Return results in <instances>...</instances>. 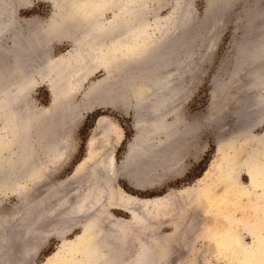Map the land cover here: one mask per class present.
Segmentation results:
<instances>
[{
  "label": "rangeland",
  "instance_id": "rangeland-1",
  "mask_svg": "<svg viewBox=\"0 0 264 264\" xmlns=\"http://www.w3.org/2000/svg\"><path fill=\"white\" fill-rule=\"evenodd\" d=\"M128 1L119 0L127 8L131 7ZM142 11L147 25L146 41L151 42V39L156 38L158 40L161 30L166 29L165 33L169 35L170 46L172 45L171 59L180 62L174 64L176 68L170 63L163 68L166 70H163L166 90L171 92L163 121L167 133H170L166 136L157 133L143 141L137 139V152L128 150L135 136L134 100L128 98L126 101L125 95L120 93L107 99L103 94H98V91H91L97 84L109 86L110 82L106 80L114 77L113 71L105 72L103 67H89L90 69H81L83 71L79 70L66 76L69 78L67 85L57 83L56 87L63 86L61 92L64 94L61 93V99L66 93L67 96L70 95L68 100L67 96L64 98L67 104L69 103V111L66 107L65 111L61 110L65 112L61 114L64 115V122L69 124L67 127L64 123L69 130L58 129L59 127L56 129L59 144H62L58 146H62L60 149L63 155L66 154V159L58 166L45 162L42 171L37 173L38 177L33 174L31 177H35L34 179L30 177L29 181H23L24 184H20L17 189L0 192L3 222L6 220L5 223L8 224L9 220L10 225L11 222L18 225L25 219L24 222L29 220L28 222L34 223L25 234L26 238L20 237L22 233L15 229L13 237L18 236L23 240L20 242L25 243L16 248L11 241L13 238L8 240L10 253L6 251L5 256L8 258L3 256L9 260L7 264H18L19 261L21 264H89L87 260H81L79 252L83 250V244L77 238L80 235L86 236L84 231L89 228L88 225L97 221L101 222L99 224L104 234L98 235L101 237L96 240L106 241L103 250L108 254L106 256L110 261L115 259V264H131L138 256L140 242L146 244L145 251L152 262L166 251L169 256L166 255L168 260H165L164 264H264V101H257L258 94L263 95L264 91L252 87L255 68L260 70L257 69L260 76H264V58L258 59L256 63L246 60L241 63L239 58V45L246 39L254 42L253 38L264 32V0H182L177 7L175 0H145ZM114 13L115 8L109 5L102 9L100 20L107 22ZM11 14L15 25L21 29L19 39L37 49L44 41L42 30L52 26L50 20L55 11L49 0H19L14 2ZM183 24L184 36H181L179 31ZM162 27L164 28L161 29ZM5 34L7 33L1 36L0 42L9 46L11 40L9 35ZM176 36L182 37L183 47L182 44L176 47ZM246 36H250L249 39ZM46 38L48 43L45 44L49 47L48 51L46 49L48 59L61 58L64 65L75 62L72 49L77 52L86 51L85 45L55 33ZM80 61L79 64L88 65L84 58L83 63ZM6 63L11 64L10 56L7 57ZM179 67H184V74L180 85H175L174 83L179 81L175 80L176 69ZM33 79V83L23 92L26 105L34 109L37 115L43 111L54 115L49 90L50 79L41 77L38 73ZM152 90L149 91L151 95L146 100L147 104L145 103L147 107L150 106L148 102L151 101L152 93H156L155 89ZM145 105L140 110L139 117L142 124L146 121L142 129L147 127L145 130L148 131L152 114L150 107L148 109ZM100 117L111 125L118 141L113 135L112 176H102L103 171L99 173V169V178H103L97 180L93 174L87 176L88 171L85 170L75 173V168L86 154L88 140ZM5 133L0 122V134ZM252 148H257V151H252ZM201 161L205 163L199 165ZM250 173L254 176L255 188L251 186ZM128 174L140 175L138 178L140 177L142 186H132L126 179ZM189 186L192 188L190 200L188 196L179 194L182 188ZM150 193L161 194L165 199L148 208L146 212L139 207V203ZM126 195L138 198L134 200L136 203L130 206L137 211L140 219L132 220L125 209L113 204L114 201L123 202ZM25 196L28 205H24L21 200ZM94 199H98V204L95 202L97 205L92 204ZM81 205L85 213L79 211ZM160 206L163 207V214ZM159 207L161 210L158 211ZM189 209L192 212L194 210L193 214ZM164 210H168L170 215L167 216ZM95 211L98 214L91 216ZM8 214L12 216L9 217ZM114 219L117 225L110 227L109 223H113ZM167 220L173 225L178 223L175 233ZM182 220L184 223L187 220V227ZM143 221H146L147 225ZM55 222L60 229L65 225L67 227L62 238L53 234L54 230H57ZM181 225L184 227L182 226L180 231L178 229ZM38 231L46 235L43 236ZM227 231L228 235L232 236H227ZM180 233L182 236H178ZM253 233L263 244L259 248L254 245ZM233 234L242 241L244 254L241 250L232 249L235 248L231 243ZM164 242H167L166 245ZM173 242L174 246L171 244ZM160 243H164L165 250ZM228 243L232 246H228ZM168 244H171V248L166 250ZM23 250L29 252L23 253ZM15 251L24 254L22 262L19 260L20 254Z\"/></svg>",
  "mask_w": 264,
  "mask_h": 264
},
{
  "label": "bare ground",
  "instance_id": "bare-ground-1",
  "mask_svg": "<svg viewBox=\"0 0 264 264\" xmlns=\"http://www.w3.org/2000/svg\"><path fill=\"white\" fill-rule=\"evenodd\" d=\"M17 1H19V0H16V1L15 0H0V39L4 33H7L9 35L8 38L11 40V45H9V46H4L0 42V122H1L2 131L5 130V132H6L4 135L0 134V192L7 190V189L10 190L11 188L17 189L19 187V185L23 183V181L25 182V180H26V182H27V180L33 174L37 175V173L39 171H42L41 168L43 167L45 162L46 163L49 162L51 164H54L55 166L57 164V166H58V164H61L62 162L65 161L66 154L63 155L62 149H60V147L62 148V146H58L59 135L57 133L58 131L56 132V129L59 127L58 129L62 128V130H64V128L66 129L69 126V124L67 125V123H66L67 121L64 122L65 118H63L64 115H62L61 112L65 114L64 108L66 107L65 109L66 110L68 109L67 107L69 106L68 105L69 103L67 104L66 100H68V97L70 95L67 96V93H66L63 97L65 98L67 96V99L66 100L64 98L61 99V93H63V92H61V90H63L62 89L63 86L62 87L61 86L56 87L55 85H57V83H59V82H62V84L60 83L61 85H67V83H68L67 80L69 78L67 79L66 76L68 77V75L70 73H73V72L76 73L81 69L86 70V68L90 69L89 67H94L93 69H95L96 67H103L105 72L113 71L114 77L111 80H106L107 82H110L111 86L109 84V86L103 87V86H100V84H97V85H94L93 88H91V91L96 90V91H98V94H100V93L103 94L104 96L107 97V99H108V97L113 98L117 95V93H120L121 95H123V94L125 95V96L124 95L123 96L125 97L126 101L128 98H132L134 100V103H135L134 104V109H135V116H134L135 136H134L132 142L130 143V145L128 147V150L130 152H134V151H136V148L137 149L139 148V147H135V142L137 139H140L143 141V140H147V139L151 138L152 136H154L157 133L162 134V135L164 134L165 136L170 133L169 132L170 128L168 130L169 133H167L166 125L164 124V121H163L164 113L167 110V107H168L167 105L169 103L170 96H171V92L166 90V81H165L166 78H165V75L163 74V70H164L163 68H164V66L169 65V63L173 64L172 66L176 68V66H174V64L178 61L174 62L171 59V57H172L171 55L173 53L172 52V45L170 46V39L168 38L169 35L167 36V32L165 33L166 29L161 30V33H160V36L158 37V40L156 38V40L151 39V42L146 41V38H147L146 37V26L147 25H146V21L144 20V17H143L144 12L142 11L143 6H145V0H129L128 3L131 5V7L129 6L128 8H127V6L124 7V5H122L119 2V0H49L52 4L53 8H54L55 15H53L54 17L50 20V22H52V26L48 29L42 30V33H44V41L42 42L40 40L42 42V44H40L39 41H37V43L40 44L37 49L30 47V45H28L27 42L23 43V41H21L23 39H19V36L21 34V29L19 27H17L18 25L17 26L15 25L13 14H11V10H12V7L14 5V2L17 3ZM158 2H159V0H158ZM181 2H182V0H175V7L180 5ZM109 5H111L112 7L115 8V13L113 14V16L111 17L110 20H108L107 22H102L100 20L101 11H102V9L106 8ZM188 13H190V12L188 11ZM185 17H187V15H185ZM255 18H256V16H255ZM185 20H184V22L187 21V20L186 21ZM188 22H190V20H188ZM180 23H182V21ZM183 26H184V24L182 25V28H180L181 25L179 27L181 32L178 30L179 33H181V36H184V33L182 32ZM263 27H262V29H264ZM163 28L164 27H162L161 29H163ZM211 28H212V26H211ZM51 29H52V31H51ZM51 33L52 34L55 33L57 35H61L64 38L71 39L73 42H75L77 44L85 45L84 47H86V51L77 52L76 49H74V50L72 49V53L74 52L73 55L75 56L74 57L75 62H72V63L69 62L65 65L63 63L64 61H62L61 58H58L56 60L48 59L49 57H47L48 54H46V49L48 51L49 47H46L45 43H48V42H47V40H45V38ZM7 34H5V35H7ZM32 35H31V37H32ZM249 37H247V38L249 39ZM253 39H255L254 42H252L253 40L251 41V40L246 39L241 44L238 43V44H240L239 45L240 46V49H239L240 50V57L239 58L241 59L240 60L241 63L244 60L249 61L250 63L251 62L256 63V61L258 59L264 58V54H263L264 53L263 52L264 51V32L262 31V33H260L258 36L256 35V37ZM37 43H36V45H38ZM19 44H20V46H19ZM181 44H182V37L176 36V39H175L176 47H178V46L180 47ZM31 45H32V43H31ZM35 46L33 45V47H35ZM183 46L184 45L182 44V47ZM81 50H82V48H81ZM8 56L11 57V64L10 65H8L6 63V59ZM83 58L87 62V64L90 66H88V65L86 66V64L83 66L82 64L78 63L79 60H81L80 62H82ZM66 61H65V63H66ZM182 62H181V64H182ZM262 62L264 63L263 59H262ZM178 63H180V62H178ZM239 65L240 64H238V66ZM257 66L258 65H255V67H257ZM255 67H252V68H255ZM260 67H261V65H260ZM177 69H176L177 78L175 80L178 79L179 81L177 80L178 83H174L175 85L181 83V79H182L183 74H184V67H179V69L178 70ZM257 69L258 68H255V71H254L255 75H254V78L252 81V87H253V89L256 87L257 89H260V90L262 89L264 91V76H260L259 75L260 70L258 69L259 70L258 71L259 74H258ZM83 70H81V71H83ZM164 71H166V70H164ZM36 73L41 75V77H45V76L48 77L51 81V82L49 81L50 82L49 90H50L51 95H52L51 106H52V108H54V111H55L54 115H51L50 113H46L45 111L40 112V115L39 114L37 115L36 111L34 109H32V108L30 109L26 105L27 103L24 100L25 98H23L24 97L23 92L30 84L33 83V80H34L33 76ZM167 86H168V84H167ZM177 86H176V88H177ZM152 89H155L154 91H156V93H152L151 101L148 102V103H150L149 104L150 106H148V107H150L152 118L150 120L151 122H148V123H150L149 129H148V131H146L145 129L147 127H144V129H142L143 126L146 125L145 124L146 121L143 122V124H144L143 125L142 121L139 117V114L141 113L140 110H142V107H144L143 105H145V103L147 102L146 100L149 99V96L151 95L149 93V91L150 90L153 91ZM66 90H68V89H66ZM111 95L113 97H111ZM258 97L259 98L257 99V101H259V103H262L264 101V93H263V95L258 94ZM102 99L103 98H101V100ZM61 110H64V111H61ZM67 111H69V110H67ZM149 117H151V116H149ZM66 118H67V116H66ZM145 119L146 118H144V120ZM64 123H66L67 127L65 126ZM63 125L65 127H63ZM67 129L69 130V128H67ZM113 130L114 129H112L111 125H108L105 122V119L103 117H100L96 121L95 126L93 128V131L91 133V136H90L88 143H87L86 154H85L84 158L82 159V161L75 168V173L85 170V172L86 171L89 172V173L87 172V176L90 174H93L97 178V180L103 178V177L99 178V173L102 171H103V173L105 172L104 174L101 173L102 176L103 175L106 177L112 176V173L114 172L113 161L111 159V146L113 144L112 136L114 135V137H116ZM143 130H145V131H143ZM66 132L63 131V133H66ZM60 135H61V133H60ZM61 136H63V135H61ZM32 138H34V139H32ZM116 139L118 141V137H116ZM59 145H62V144H59ZM255 146H257V145H255ZM256 149L257 148H252V151H257ZM155 151H156V149H155ZM136 152H134V153H136ZM140 153H141V151H140ZM174 159H172V160H174ZM145 167H147V166H145ZM99 169H100V171H99ZM52 171H53V169H52ZM98 171H99V173H98ZM43 173H44V171H43ZM75 173H74V175H75ZM138 176H140V175H138ZM138 176L128 174V175H126V179L128 180L129 183H131L132 186L140 188L142 186V183L139 181L140 177L138 178ZM37 177H38V175H37ZM34 178H32V179H34ZM143 179L144 178L142 177L141 180L143 181ZM250 179H251V186L253 188H255L254 176L252 173H250ZM179 194H181V196H186V197L188 196L187 198H189L190 196H192L191 186L182 188L180 190ZM126 196L127 197L126 198L124 197L123 202L118 203L117 201H114L113 204L115 206L117 204V206H120V208L125 209L130 214V217L132 220L135 218H138L137 211L135 209H133L132 206H130L132 204L134 205L136 203V201H134V200H136L138 198H136L134 196H130V195H126ZM59 199H60V197H59ZM164 199H165V196H158V197H154V198L141 199L142 203H139V207H141L142 210H146V212H147L148 208H151L152 206H154V204H159V203L163 202ZM191 199H192V197H191ZM21 200H22L24 205L27 204V197L26 196L24 198H22ZM96 200L98 201V199H96ZM96 200L94 199L92 201L93 205L98 204ZM189 200H190V198H189ZM189 200L187 201V199H186V202L188 203ZM56 203H58V202H56ZM192 205H191L190 209H192V207H193ZM21 206H23V205H21ZM86 206H87V208L89 207L88 205H86ZM80 207H79L80 208L79 211H84V209L82 210V208H84V207H82V205ZM160 207H162V206H160ZM160 207H159L158 211L162 209L161 210V213H162L163 207L161 209H160ZM23 208H24V206H23ZM190 209L188 211H190ZM193 209H195V208H193ZM53 210H55V209H53ZM89 210H91V209L89 208ZM170 210H172V209H170ZM167 211L164 210V212H166L167 213L166 215L168 216L170 214H169V211L168 212ZM85 212L86 211H84V213ZM193 212H194V210H193ZM193 212H192V210L190 211V213H192V214H193ZM16 213H13V215H15ZM95 213L98 214V212H96V211L93 214H91V213L90 214H91V216L92 215L96 216V215H94ZM101 214H99V215H101ZM86 215H88V214L86 213ZM6 216H7V214L5 215V217ZM10 216H12V215H9V217ZM168 218H170V216ZM189 218H190V216H189ZM138 219H140V217ZM164 220H166V219L164 218ZM184 220H185V218H184ZM184 220H182L183 223H184ZM187 220L184 223V225L189 222V220H188V222H187ZM24 221H25V219L23 220V222L21 221L18 225L12 224V222H11V225H10L9 224L10 221L7 220L8 224H6L5 223L6 220L3 222V213L0 212V264H7V262L9 261L8 259L7 260L5 259L6 251H8L10 253V251H9L10 249H8V248H11V247H8V244L10 242V241L8 242V240L13 238V240H11V241L14 242V244L12 242L11 243L13 245H15L16 248L19 247L20 245L23 246V244L25 243V242L23 244L21 243L23 241L22 238L20 240L18 238V236L17 237L15 236L16 237V239H15V237H13V235H12L16 229L22 233V235L20 234V237H23V238L25 237V234L33 227L34 223L31 221L28 222L29 220L27 222H24ZM167 221L170 222V220H167ZM99 222L97 221V222H94V223H91L90 225H88L89 228L88 229L86 228V231H84V235H86L87 237L80 235L77 238L79 240V242H81V244H83V246H82L83 250H81L79 252V254L81 256V260H85V261L87 260L89 262V264H115L113 262V261H115V259L113 261H110L111 259L110 260L108 259V256H106L107 253L105 252V250H103V248L105 247L104 243L106 241L101 242L103 240H101V241L96 240L97 237H101L98 235H100L101 233L104 234V231L101 228L102 226L100 225L101 222H100V224H99ZM116 222L117 221L115 220V221H113V223H109L110 227L113 224L115 225ZM35 223H36V221H35ZM55 223H54V226L57 225V223L56 224ZM95 223H98V224H95ZM144 223H146V221ZM146 225H147V223H146ZM169 225H171V227H172V232L175 233V231L177 230L178 223L173 225L170 222ZM182 226L183 225H181V227H179L178 230H180V228L184 227V226L183 227ZM185 226L187 227V225H185ZM53 227H51V228H53ZM40 228H42V227H40ZM56 228H57V230H54L53 234L58 238H62L63 235L65 234L66 230H67L66 225L63 229H60V227L58 228V225H57V227H55V229ZM53 229H51V230H53ZM34 230L32 229V231H34ZM42 231H43V229H42ZM50 232H52V231H50ZM38 233H40L42 235L44 234V232L41 233L39 231H38ZM48 233H49V231H48ZM174 233L173 234L170 233V234L174 235ZM225 233L227 234V236H232V235H228V231ZM28 234L32 235V233H28ZM17 235H18V233H17ZM44 235H46V234H44ZM178 236H182L181 233ZM83 237H86V239L85 238L82 239ZM233 237H234V234H233ZM42 238H44V237H42ZM42 238H41V241H42ZM165 238L166 237H164V240H165ZM170 238H172V237H170ZM191 238H192V236H191ZM39 239H40V237H39ZM174 240H176V239L174 238ZM231 240L232 239H230V241ZM253 240H254V245H256V248H259L263 245L262 242L255 236V233H253ZM166 241L168 242L169 238ZM167 242H164L165 245ZM170 242H172V240H170ZM231 243H233V246L235 247V248L232 247V249H234V251L236 249L238 251L241 250V253H243V254L245 253V250L242 249L243 244H242V241L240 239L234 237L233 242H231ZM161 244L162 243H160L159 245H161ZM163 244L161 245V247L163 248V250H165V247H163L165 245H163ZM171 244L173 245L174 242ZM171 244H168V246L166 247V250L171 248L170 247ZM176 244H178V243H176ZM184 244H185V242H184ZM228 244H229L228 246H230V247L232 246V245H230V243H228ZM63 246H65V244H63ZM139 246H140V248H139L140 250H139L138 256L135 260H133L131 262V264H164L165 260L166 261L168 260L165 258L167 255L166 254L167 252L163 251V253L160 254L161 256L159 255V259L157 258V260L155 259V262H152L150 260V258L147 256L146 244L140 242ZM106 247H107V245H106ZM168 247H170V248H168ZM262 247H264V245ZM162 248H161V251H162ZM6 249H8V250H6ZM145 249H146V251H145ZM28 250H29V248H28ZM263 250H264V248H263ZM17 251H19V250H17ZM26 252H24V250H23V253H26ZM13 253L11 255L14 258L15 255L13 256ZM148 253H149V251H148ZM17 254L19 255L20 253H17ZM164 254H165V256H164ZM18 255H16V256L18 257ZM23 255L24 254L21 253L19 256V257H21V258H19V260H21V262H22V257L24 258ZM3 256H5V257L3 258ZM167 256H169V254ZM12 257H10V258L12 259ZM6 258H8V257H6ZM19 260H17V261H19ZM81 260H80V262H81ZM13 263L14 262H12V264ZM19 263H20V261L18 262V264ZM24 264H25V262H24Z\"/></svg>",
  "mask_w": 264,
  "mask_h": 264
},
{
  "label": "trees",
  "instance_id": "trees-1",
  "mask_svg": "<svg viewBox=\"0 0 264 264\" xmlns=\"http://www.w3.org/2000/svg\"><path fill=\"white\" fill-rule=\"evenodd\" d=\"M202 163H205V161H201L199 163V165H201ZM156 196H161V194L150 193V194H148L147 198H153V197H156Z\"/></svg>",
  "mask_w": 264,
  "mask_h": 264
}]
</instances>
